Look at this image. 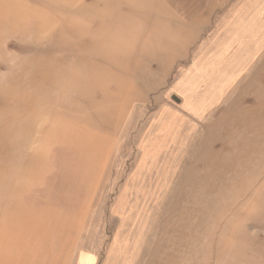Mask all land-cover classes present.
<instances>
[{"label": "rangeland", "instance_id": "1", "mask_svg": "<svg viewBox=\"0 0 264 264\" xmlns=\"http://www.w3.org/2000/svg\"><path fill=\"white\" fill-rule=\"evenodd\" d=\"M0 264H264V0H0Z\"/></svg>", "mask_w": 264, "mask_h": 264}]
</instances>
